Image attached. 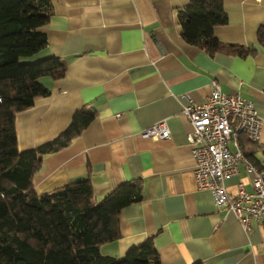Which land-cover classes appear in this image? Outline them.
Wrapping results in <instances>:
<instances>
[{
    "label": "crops",
    "instance_id": "1",
    "mask_svg": "<svg viewBox=\"0 0 264 264\" xmlns=\"http://www.w3.org/2000/svg\"><path fill=\"white\" fill-rule=\"evenodd\" d=\"M189 0H51L52 14L40 26L47 46L66 64L57 79L42 77L50 90L15 117L19 150L58 136L79 110L94 117L66 146L44 154L35 174L36 192L88 178L98 202L124 181L138 182L139 202L118 214L119 237L100 245L102 254L122 257L148 237L160 264H264V220L243 229L235 215L216 208L207 189H198L181 114L184 104L209 95L212 80L221 91L253 101L261 132L253 148H264V48L257 30L264 26V0H223L226 22L216 38L250 47L240 56L210 52L184 42L178 10ZM167 138L142 131L159 121ZM244 163L224 183L251 190Z\"/></svg>",
    "mask_w": 264,
    "mask_h": 264
},
{
    "label": "trees",
    "instance_id": "2",
    "mask_svg": "<svg viewBox=\"0 0 264 264\" xmlns=\"http://www.w3.org/2000/svg\"><path fill=\"white\" fill-rule=\"evenodd\" d=\"M51 14V0H0V264H160L152 237L122 257L100 252L101 244L119 237L120 210L141 200L140 183L121 182L98 202L88 178L43 193L34 188L44 154L66 146L94 117L76 111L54 139L25 150L17 146L16 114L50 93L42 77L57 79L66 69L58 56H38L47 46L39 28ZM177 19L188 44L240 56L253 52L216 38L214 27L226 22L223 0H189ZM257 41L264 48V26ZM255 144L240 137L244 156L264 177V148L258 158Z\"/></svg>",
    "mask_w": 264,
    "mask_h": 264
},
{
    "label": "built area",
    "instance_id": "3",
    "mask_svg": "<svg viewBox=\"0 0 264 264\" xmlns=\"http://www.w3.org/2000/svg\"><path fill=\"white\" fill-rule=\"evenodd\" d=\"M211 86L202 101L181 107V114L191 126L186 140L194 161V180L198 189L210 191L216 208L231 211L248 231L252 219L264 220V177L244 156L240 137L258 142L262 121L252 100L221 91L216 80ZM169 134L163 120L142 131L143 136L155 139L167 138ZM240 163L252 174L251 190L239 182L235 192H230L224 181L238 172Z\"/></svg>",
    "mask_w": 264,
    "mask_h": 264
},
{
    "label": "rangeland",
    "instance_id": "4",
    "mask_svg": "<svg viewBox=\"0 0 264 264\" xmlns=\"http://www.w3.org/2000/svg\"><path fill=\"white\" fill-rule=\"evenodd\" d=\"M28 59V58H27Z\"/></svg>",
    "mask_w": 264,
    "mask_h": 264
}]
</instances>
